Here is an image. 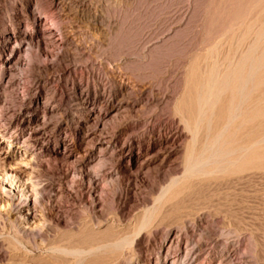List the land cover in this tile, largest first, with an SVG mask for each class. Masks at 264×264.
<instances>
[{
  "label": "rangeland",
  "instance_id": "374dc122",
  "mask_svg": "<svg viewBox=\"0 0 264 264\" xmlns=\"http://www.w3.org/2000/svg\"><path fill=\"white\" fill-rule=\"evenodd\" d=\"M65 2L67 8L52 6L51 0H0V62L12 46L30 36L38 14L39 21L44 20L45 13L52 14L62 28L60 35V31L47 28V24L37 26L39 38L32 37L30 63L25 62L24 54L19 62L25 80L17 84L15 78L4 75L0 85L1 122L23 130L25 135L33 125L40 124L49 140L48 150L56 153L49 156L48 167L36 164L32 173L38 186L53 182L55 189L63 191L52 198L51 210L45 216L52 223L45 233L47 247L57 242L61 233L66 236L80 224L101 229L103 233L91 235V240L112 237L105 232L110 224L124 228L122 231L127 233L145 211L158 206L154 202L163 188L184 172L183 154L191 134L175 114L174 102L182 91L190 60L205 55L209 49L219 52L242 47L249 41L246 26L256 18L264 21V10L241 16L240 12L244 14L246 8L240 0ZM174 17L181 21L175 38L151 46L149 52L142 51L155 41V36L167 30ZM63 42L64 51L60 50ZM62 68L66 73L63 79H58ZM82 98L103 108L117 99L129 103L138 99L135 106L105 121L103 140L112 138L120 146L131 139L135 155L147 147L159 148L157 143L161 142L173 151L163 162L158 160L139 171L129 165L128 157L120 159L110 151L105 152L96 168L104 170L120 163L119 183L123 187L131 184L130 197L121 208L105 197L96 198L94 204L81 198L80 173L73 171L58 154L64 147L74 149L78 155L98 152L94 147L98 134L91 140L85 137L96 130V121L85 119L87 104ZM67 171L68 178L64 176ZM0 172L2 176L1 164ZM202 181L195 184L190 194L167 204L159 213L156 228L141 234L136 249L141 255L138 254L135 264H155L152 257L158 249L171 254L182 252L187 239L199 243L198 246L202 244L198 264H217L224 252L229 253L232 264H264V172ZM116 184L117 180L107 189L113 190ZM2 223L0 220V233L6 232L0 239V264L27 263L33 259L38 263L40 259L8 247L10 227ZM126 252L117 260L118 264H124L130 250Z\"/></svg>",
  "mask_w": 264,
  "mask_h": 264
},
{
  "label": "bare ground",
  "instance_id": "6f19581e",
  "mask_svg": "<svg viewBox=\"0 0 264 264\" xmlns=\"http://www.w3.org/2000/svg\"><path fill=\"white\" fill-rule=\"evenodd\" d=\"M65 1L51 0V5L67 8ZM240 3L244 4L243 8L244 6L246 8H244V14L240 12L243 17L254 10L256 12L264 10V0H240ZM243 8L241 9L243 10ZM258 14L260 13L258 12ZM39 16L38 14L34 19L30 36L12 46L11 52L0 62V85L4 75L15 78L17 84H20L21 80H25L23 76L25 74H23L19 62L24 54L25 62L30 63L32 37L39 38L37 26L47 24V28L56 29L62 35V28L57 24L52 14L45 13L43 21H39ZM180 22L174 17L167 30L162 31L164 32L162 35L155 36V38L157 37L154 38L155 41L147 48L145 46L146 49L143 48L142 51L149 52L151 46L164 43L166 39L175 38L174 35ZM228 23L230 24V22ZM246 28V34L249 37L246 40L249 41L247 40L248 42H245L244 46L229 47L227 50L219 52L216 49H209L205 55L193 57L190 60L184 72L182 91L174 102L175 114L183 123L185 130L191 134V139L183 154V175L172 179L171 183L163 188L158 195L157 202H154L158 203V206L145 211L134 228L129 232L126 231L127 233L124 232L125 230L122 231L124 228L110 224L105 232L111 233L112 237L91 240V235L103 233L101 229L94 230L87 224H80V226L76 224L77 228L73 227L74 229L72 228L73 230L69 231L70 233L66 236H63L62 233L60 234L62 237L56 236L60 239L47 247L45 233L49 228H52V223L45 216H48V211L51 210L49 204L50 201H53L52 198L58 194L62 195L63 191L55 189L51 184L53 182L38 186L32 173L36 164L48 167L49 156L56 153L52 154L48 150L49 140L39 123L38 126L36 125L37 127L33 125L25 135L23 130L6 126L0 120V164L3 169L2 176H0V220L4 221L2 223L4 227H10V229L8 228V238L11 247L7 246L22 252L24 256L40 259L38 263H34L35 259H33V262L22 263L19 261L18 264H57L59 261L61 264H118L117 260L129 250L130 254L128 258L125 257L124 264H135V259L140 254L136 249L141 243L139 240L141 234L150 231L153 227L156 228L160 211L167 204L175 203V200L181 195L190 194L196 183L207 179L237 176L246 172H264V21L261 18H256L254 23L249 24ZM14 42L16 44L17 40L15 39ZM64 45L63 42L60 50H65ZM65 73V68L60 69L56 78L61 79ZM85 98H82L87 104L85 108L88 115L85 119H95L94 121H96V130L85 137L90 139L98 134L99 137L94 144L98 152L95 154V152L88 151L86 154L84 152V155H78L74 149L64 147L58 154L63 162L72 166L73 171L80 173L83 187L80 192L81 198L94 204L96 198L105 197L116 208H121L130 197L131 184H126L123 187L119 183L117 177L122 171L120 163L104 170L96 168L105 156V152L110 151L111 154L118 155L120 159L128 157L129 165L139 171L149 168L158 160L163 162L173 155V151L163 147L161 142L157 143L160 145L159 148L147 147L138 150L135 155L131 139L120 143V146L112 138L104 141L105 139L103 140L101 136L105 121L129 107L135 106L139 100L129 103L117 99L103 108L99 105L97 107L94 102H87ZM34 121L36 123L39 121L38 115L34 117ZM68 174L67 171L64 176L68 178ZM116 180L117 184L114 189H107V186L112 185ZM70 181L73 183L74 179ZM192 198L194 199V197ZM4 233H0V239L4 237ZM7 242L9 241L7 240ZM188 242L187 239L183 245V254L181 251L171 254L158 249L153 254V261L155 264H180V259H182L181 264H195L196 259L201 257L202 244L198 246L199 243ZM169 244L171 246L172 243ZM217 264H232L229 253H222Z\"/></svg>",
  "mask_w": 264,
  "mask_h": 264
}]
</instances>
